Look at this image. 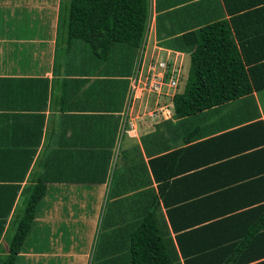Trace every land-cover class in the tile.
<instances>
[{
    "label": "crops",
    "instance_id": "crops-1",
    "mask_svg": "<svg viewBox=\"0 0 264 264\" xmlns=\"http://www.w3.org/2000/svg\"><path fill=\"white\" fill-rule=\"evenodd\" d=\"M150 1L159 51L148 63V37L109 58L68 43L58 29L63 0H0V261L28 187L41 181L45 195L14 264H78L88 255L78 232L92 226L96 264H118L155 200L178 264L176 236L189 231L188 264H264V90L179 119L168 94L177 87L152 69L182 72L175 57H190L174 38L213 21L237 17L241 38L264 34V0H242L247 9L234 15L223 0ZM141 83L147 98L135 90ZM174 152L153 170L151 161ZM181 221L189 227L176 233Z\"/></svg>",
    "mask_w": 264,
    "mask_h": 264
},
{
    "label": "trees",
    "instance_id": "trees-1",
    "mask_svg": "<svg viewBox=\"0 0 264 264\" xmlns=\"http://www.w3.org/2000/svg\"><path fill=\"white\" fill-rule=\"evenodd\" d=\"M240 1L223 0L226 11L234 15L242 8L247 9V5L240 7ZM66 9L67 19L63 25L68 43H84L97 56L128 55L129 51L141 48L146 40L150 0H68ZM249 14L252 16L256 12ZM238 19L213 21L174 38L178 51L188 53L190 57L184 90L175 93L171 102L175 118L194 116L248 96L253 91L264 90V34L250 33L241 38ZM116 46H122L120 49L124 52L116 54ZM175 155L176 152L151 161L153 170L155 163ZM0 159L2 161L1 153ZM44 195L43 182L28 187L22 203L23 212L19 210L12 225L15 233L9 242L8 254L0 264H14ZM14 196L13 192L3 202L11 207ZM152 203L149 212L129 235L130 264H178L176 249L172 241L165 238L166 226L165 232L158 226L156 200ZM169 216L172 218V212ZM172 225L176 233L189 227L186 221L177 223L179 227L173 222ZM194 234L189 231L176 236L185 264L189 263L186 257Z\"/></svg>",
    "mask_w": 264,
    "mask_h": 264
},
{
    "label": "rangeland",
    "instance_id": "rangeland-1",
    "mask_svg": "<svg viewBox=\"0 0 264 264\" xmlns=\"http://www.w3.org/2000/svg\"><path fill=\"white\" fill-rule=\"evenodd\" d=\"M67 3H68V0H63V2H62V6L63 7H62V11L60 12V22H59V27H58L59 35H62L64 33V25L63 24H64V21H66V19H67V14H66L67 13V9H66ZM150 3H151V1H150ZM190 8H192V6H190L189 9ZM196 22H197L196 18H194L193 20H189L188 23L185 25V29H188L190 26L195 25ZM149 25H150L149 26L150 28H148V33H147V37H148L147 39L149 40L148 45L150 46V48L147 50V58H148L147 62L148 63L151 61V59H152V57L154 55L156 56L158 54V51H159L158 49L154 48V46L156 45V43H155L156 40L155 39L151 40L150 37H149L150 34H151V37L154 38V35L151 33V32H153L152 31V26H153L152 21L150 22ZM150 40H151V42H150ZM153 50H154L155 53L153 52ZM121 56H125L124 53ZM188 56H189V54H188ZM138 57H139V55H138ZM172 57H174V55ZM175 58H176L177 62L179 61L178 63L180 65V70L182 72L179 73L176 90H172L171 89L170 91H168L169 95H173V93L175 94V93H182L183 92L185 84H186V79H187V75H188V68H189V64H190L189 63V58H187L186 56H182L181 55V56H178V57L176 56ZM139 64H140V62L137 64L138 67H139ZM155 64H156V62H155ZM155 64L152 66V69L153 68L155 69V70L153 69L155 71V73L160 71L161 73L160 74L158 73L159 75H161L162 73L165 72V68H167L168 72H170V70H172L173 67H174V66H171V65H166L165 68H164L163 64H159V66H158L159 69H158V68H156L157 64H156V67H155ZM107 68L108 67H105V71H106ZM137 70L138 69L136 68V71ZM146 70L147 69H145V71ZM155 73H152V74L155 75ZM155 77H156V75H155ZM175 81H176V78H175ZM142 87H143V85L141 83V84H139V87H137V86L135 87V90L136 91L137 90L141 91V90H143ZM166 87H169V86L166 85ZM166 89H164V92H166ZM144 92H145V90L142 91V94L140 93V96H142V97L145 96V98H147V95H145ZM146 94H148V93H146ZM168 98L170 100V96ZM167 102H168V104L170 103V101H167ZM166 107H169V105H167ZM166 107L163 108L162 112H163V116L168 118L169 117L168 113H170V112L167 113V110L165 111ZM165 117H163V118H165ZM22 209H24L23 205H21V207H20V210H22ZM22 212H23V210H22ZM13 229L14 230H12V236H11L10 240L12 239V237H13V235L15 233V227ZM85 229L86 228H83V230L80 229V231L78 232V235L80 237L84 238V240H85L84 244L87 246V254L88 255L85 256V257H82V259L80 260V262L78 264H96L99 261V259H100L97 256V249H96V246H97L96 242H97V238H98L97 226H95V228H94V226H92V228H90L86 233L84 232ZM129 257H130L129 251H127L125 254H120V258L119 259L116 258L117 263L118 264H130ZM110 258H112V257H107V256L104 257V260H103L102 264L114 263L115 262L114 259H110Z\"/></svg>",
    "mask_w": 264,
    "mask_h": 264
},
{
    "label": "built area",
    "instance_id": "built-area-1",
    "mask_svg": "<svg viewBox=\"0 0 264 264\" xmlns=\"http://www.w3.org/2000/svg\"><path fill=\"white\" fill-rule=\"evenodd\" d=\"M166 65H164L165 68ZM166 69V68H165ZM169 74V75H168ZM175 78H178V72L176 70H172L170 72L165 71L162 75L161 80H166L167 85L170 88L175 89L177 87V81H175Z\"/></svg>",
    "mask_w": 264,
    "mask_h": 264
},
{
    "label": "clouds",
    "instance_id": "clouds-1",
    "mask_svg": "<svg viewBox=\"0 0 264 264\" xmlns=\"http://www.w3.org/2000/svg\"><path fill=\"white\" fill-rule=\"evenodd\" d=\"M178 76H179V73H178Z\"/></svg>",
    "mask_w": 264,
    "mask_h": 264
}]
</instances>
